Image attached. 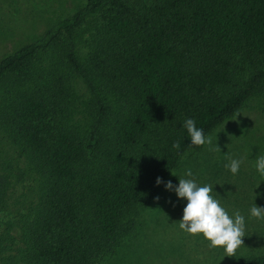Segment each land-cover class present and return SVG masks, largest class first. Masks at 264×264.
I'll return each instance as SVG.
<instances>
[{"label": "trees", "instance_id": "trees-1", "mask_svg": "<svg viewBox=\"0 0 264 264\" xmlns=\"http://www.w3.org/2000/svg\"><path fill=\"white\" fill-rule=\"evenodd\" d=\"M256 95L264 0H85L0 58V264H100L196 147L184 121Z\"/></svg>", "mask_w": 264, "mask_h": 264}, {"label": "rangeland", "instance_id": "rangeland-1", "mask_svg": "<svg viewBox=\"0 0 264 264\" xmlns=\"http://www.w3.org/2000/svg\"><path fill=\"white\" fill-rule=\"evenodd\" d=\"M85 0H0V58L21 45L36 41L59 19L73 13ZM239 114V115H237ZM208 135L213 146H196L164 180L178 186L179 177L211 184V193L229 215L245 217L246 236L233 257L222 247L210 248L203 234L191 235L179 228L187 201L167 190L163 183L156 197L141 212L144 226L125 238L100 264H227L249 254H264V220L250 216L254 204L264 207V176L255 167L264 155V97L256 95L232 117ZM243 163L237 174L225 167L230 159ZM188 169L193 176L185 175ZM174 172L177 176L172 175Z\"/></svg>", "mask_w": 264, "mask_h": 264}, {"label": "clouds", "instance_id": "clouds-1", "mask_svg": "<svg viewBox=\"0 0 264 264\" xmlns=\"http://www.w3.org/2000/svg\"><path fill=\"white\" fill-rule=\"evenodd\" d=\"M183 127L187 129L192 145L198 147L208 145L210 151L221 150L218 144L213 146L212 136L205 135L204 130L196 126L194 119H186ZM172 147L179 149V142L174 143ZM229 159L230 163L225 167L235 175L239 172L243 160ZM255 167L260 175L264 176V155L257 156ZM172 175L177 176L174 172ZM185 175L192 177V170L188 169ZM156 183L157 185L164 183L167 190H174L179 198L187 201L183 208L182 219L179 220L181 230L191 235L203 234V237L210 242V248L222 247L225 256L228 257L235 256L237 250L244 245L245 217L239 211L230 216L220 201L211 194L213 192L211 184L200 185L194 179L183 177H179L178 186L173 185L171 180L165 183L159 177ZM156 199L158 200L159 197ZM250 216L264 220V207L254 204L250 208Z\"/></svg>", "mask_w": 264, "mask_h": 264}]
</instances>
